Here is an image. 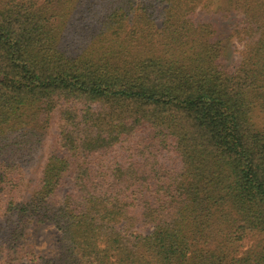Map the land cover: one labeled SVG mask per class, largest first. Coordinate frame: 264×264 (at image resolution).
I'll return each mask as SVG.
<instances>
[{
    "label": "trees",
    "instance_id": "16d2710c",
    "mask_svg": "<svg viewBox=\"0 0 264 264\" xmlns=\"http://www.w3.org/2000/svg\"><path fill=\"white\" fill-rule=\"evenodd\" d=\"M211 1L0 0V264H264V0Z\"/></svg>",
    "mask_w": 264,
    "mask_h": 264
},
{
    "label": "rangeland",
    "instance_id": "374dc122",
    "mask_svg": "<svg viewBox=\"0 0 264 264\" xmlns=\"http://www.w3.org/2000/svg\"><path fill=\"white\" fill-rule=\"evenodd\" d=\"M217 1L218 0H212L211 1L213 3L212 5L214 6V4H217ZM229 48H230L229 49L230 59H228V62L230 63L231 61L238 59L239 53L237 48L240 49V47L234 44L233 41H231L229 43ZM254 121L258 127L264 129V115L257 114L254 118ZM53 135L54 134H52L51 136ZM48 142L49 141L46 142L45 147L38 156L39 161L25 171V178L31 180L32 182L37 178L40 166L42 164L41 160L48 148L47 145ZM28 236H29L28 245L32 251H34L38 255H48L55 248L57 230H55V228L50 224H42V225L36 224L32 226ZM22 264H32V263H27L24 261Z\"/></svg>",
    "mask_w": 264,
    "mask_h": 264
}]
</instances>
